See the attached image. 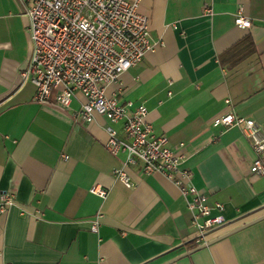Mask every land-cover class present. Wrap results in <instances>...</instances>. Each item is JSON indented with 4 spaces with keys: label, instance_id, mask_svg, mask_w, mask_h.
I'll use <instances>...</instances> for the list:
<instances>
[{
    "label": "crops",
    "instance_id": "obj_1",
    "mask_svg": "<svg viewBox=\"0 0 264 264\" xmlns=\"http://www.w3.org/2000/svg\"><path fill=\"white\" fill-rule=\"evenodd\" d=\"M31 2L0 0V195L16 200L0 215V264H264V219L234 232L264 216V177L250 171L242 131L213 126L232 111L264 132V0H142L155 48L107 89L143 103L195 187L224 206L225 223L204 240L163 176L127 169L133 190L113 176L125 156L106 149V129L120 125L75 120L80 94L71 112L34 103L21 76L33 57ZM240 11L250 30L235 27Z\"/></svg>",
    "mask_w": 264,
    "mask_h": 264
},
{
    "label": "built area",
    "instance_id": "obj_2",
    "mask_svg": "<svg viewBox=\"0 0 264 264\" xmlns=\"http://www.w3.org/2000/svg\"><path fill=\"white\" fill-rule=\"evenodd\" d=\"M141 3L142 0H32L27 15L33 57L21 76L35 86L37 105L71 112L80 94L85 103L72 113L75 120L89 125L100 116L111 125H120L106 129V149L115 158L125 156L113 176L131 190L136 185L127 169L140 168L145 176H163L186 200L192 226L204 240L209 230L225 223L224 206L210 205L208 196L195 187L192 172L182 168L184 156L170 148L167 137L157 135L147 122L149 111L143 103L121 101L120 91L107 94L110 86L138 67L155 48L150 20L139 11ZM204 13L211 16L213 10L205 6ZM235 27L250 30L252 21L240 11ZM213 126L240 129L255 156L250 171L264 177V132L258 123L231 111ZM91 193L104 199L108 195L99 187ZM15 204L12 194L2 193L0 215ZM101 219L102 215H98L93 223L95 232Z\"/></svg>",
    "mask_w": 264,
    "mask_h": 264
},
{
    "label": "water",
    "instance_id": "obj_3",
    "mask_svg": "<svg viewBox=\"0 0 264 264\" xmlns=\"http://www.w3.org/2000/svg\"><path fill=\"white\" fill-rule=\"evenodd\" d=\"M263 219H264V216L261 217L260 219H257V220H255V221H253V222H251V223H249V224H247V225H245V226H243V227L237 229V230L234 231V232H237V231H239V230H241V229H244V228H246V227H248V226H251V225H253V224H256L257 222H259V221H261V220H263ZM234 232L229 233V234H227V235H225V236H223V237H221V238L227 237V236H229L230 234H233ZM221 238H220V239H217V240H221ZM214 242H216V241H214ZM212 244H213L212 242L207 243V244H205V245L199 247V248L196 249L195 251H191L190 253H188V254H186V255H184V256L186 257V256H188V255H190V254H192V253H194V252H196V251H198V250H201V249H204V248H206V247H209V246L212 245Z\"/></svg>",
    "mask_w": 264,
    "mask_h": 264
}]
</instances>
